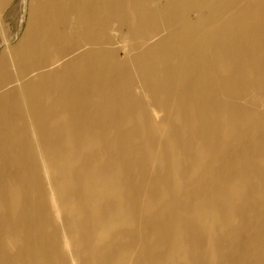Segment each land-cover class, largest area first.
<instances>
[{"label": "bare ground", "instance_id": "6f19581e", "mask_svg": "<svg viewBox=\"0 0 264 264\" xmlns=\"http://www.w3.org/2000/svg\"><path fill=\"white\" fill-rule=\"evenodd\" d=\"M28 15L0 59V264H264V0Z\"/></svg>", "mask_w": 264, "mask_h": 264}, {"label": "rangeland", "instance_id": "374dc122", "mask_svg": "<svg viewBox=\"0 0 264 264\" xmlns=\"http://www.w3.org/2000/svg\"><path fill=\"white\" fill-rule=\"evenodd\" d=\"M34 0H8L7 3L0 8V59L2 57V54L4 51H9L16 49L18 45L23 41L25 38V34L27 33V28H28V19H29V11L30 7ZM202 17L203 19L206 20L205 23H208L210 20V15L206 12H202ZM247 18V17H246ZM249 19V18H248ZM245 27L250 26V24L244 25ZM259 37V36H258ZM259 177V176H258ZM100 191H104V187L100 189ZM245 192L241 191L238 196L244 198ZM247 196V195H246ZM253 198L257 199V196H253ZM68 203H71L70 201H67L65 198H62L60 201V205H65L67 206ZM77 204V202H74ZM191 203V202H189ZM59 211V215L61 217H67L66 219H71V218H77V219H85L83 216H81V213L78 211V209L73 210L72 213H68L67 210H62ZM236 218V217H235ZM240 218H236L235 223L238 224V226L241 225V220ZM250 223V224H249ZM246 224H249L246 226V234L247 235H252L255 233V229L253 228L254 225H261V221L259 218H257L255 215H252L248 218V221ZM109 227L110 225L107 224ZM140 236L139 232H129L127 233V241L137 238ZM244 236L242 234L240 235L241 240L243 239ZM71 240V239H70ZM79 242L74 241V245H70L67 239H64L62 243V247H66V249H70V252L72 254V257L74 258L78 252L82 250L84 247L81 238L78 237ZM228 240V239H227ZM240 240V241H241ZM227 244H229L226 248L228 252L231 251L232 247L234 246L235 243L226 241ZM228 258V257H227ZM228 260V259H227ZM244 262H241L240 264H243Z\"/></svg>", "mask_w": 264, "mask_h": 264}]
</instances>
